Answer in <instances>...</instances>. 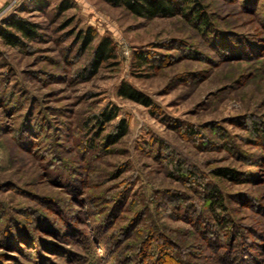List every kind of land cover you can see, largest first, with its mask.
Wrapping results in <instances>:
<instances>
[{
	"label": "rangeland",
	"instance_id": "rangeland-1",
	"mask_svg": "<svg viewBox=\"0 0 264 264\" xmlns=\"http://www.w3.org/2000/svg\"><path fill=\"white\" fill-rule=\"evenodd\" d=\"M201 5L0 0V264H264V0Z\"/></svg>",
	"mask_w": 264,
	"mask_h": 264
},
{
	"label": "trees",
	"instance_id": "trees-1",
	"mask_svg": "<svg viewBox=\"0 0 264 264\" xmlns=\"http://www.w3.org/2000/svg\"><path fill=\"white\" fill-rule=\"evenodd\" d=\"M110 5L122 6L126 10H129L132 14L139 18L146 19H156L159 17H174L176 14H192L195 19L200 20L204 26L207 25V16L202 11L201 0H104ZM190 5V6H189ZM184 6H189L188 9L183 11ZM65 8V7H64ZM67 8V7H66ZM65 8V9H66ZM37 26L24 18H17L11 16L6 21H4V27L0 29V37L3 38L6 44L16 46L19 41L26 37L29 39H35L37 37ZM94 40L93 30L89 29L83 36V48L87 49ZM114 45L110 39H103L99 44L95 52V58L99 61H105L111 59L114 55ZM119 94L121 97L127 100L134 101L136 103L142 104L144 106H152L149 98L144 96L142 93L137 91L128 85H122L119 89ZM103 121L112 122L114 121L116 115L113 113H105L102 115ZM118 137L121 138L126 132L124 123H120L117 126ZM227 170L220 173L221 176L226 175ZM183 174L186 172L182 171ZM210 198H214L215 195L218 196L216 190L210 192ZM151 248V247H150ZM149 252V251H148ZM152 256L158 260L159 257H164V255L158 256L156 251H151ZM149 252V253H150ZM160 260V259H159Z\"/></svg>",
	"mask_w": 264,
	"mask_h": 264
}]
</instances>
